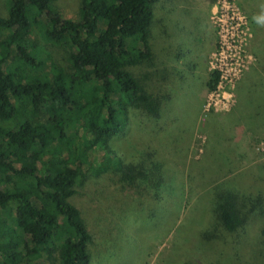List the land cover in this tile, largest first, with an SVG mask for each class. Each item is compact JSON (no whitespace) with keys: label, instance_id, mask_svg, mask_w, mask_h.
Returning a JSON list of instances; mask_svg holds the SVG:
<instances>
[{"label":"trees","instance_id":"16d2710c","mask_svg":"<svg viewBox=\"0 0 264 264\" xmlns=\"http://www.w3.org/2000/svg\"><path fill=\"white\" fill-rule=\"evenodd\" d=\"M158 1L82 0L70 20L57 0H10L0 17V264H90L92 236L70 201L89 175L110 174L162 201L154 149L124 161L110 150L132 111L158 119L170 100L153 87ZM37 27L66 51L65 66L40 52ZM212 188L214 220L203 237L236 253L264 214V191L236 180ZM261 237L264 245V228Z\"/></svg>","mask_w":264,"mask_h":264},{"label":"rangeland","instance_id":"374dc122","mask_svg":"<svg viewBox=\"0 0 264 264\" xmlns=\"http://www.w3.org/2000/svg\"><path fill=\"white\" fill-rule=\"evenodd\" d=\"M9 3L0 0V17ZM81 3L56 7L75 20ZM153 20V87L171 97L158 119L132 111L110 150L124 161L154 149L163 198L89 175L70 201L92 236L90 264H264V214L236 253L203 237L214 220L212 187L236 180L264 191V0H159ZM37 29L40 52L65 66L66 51Z\"/></svg>","mask_w":264,"mask_h":264}]
</instances>
